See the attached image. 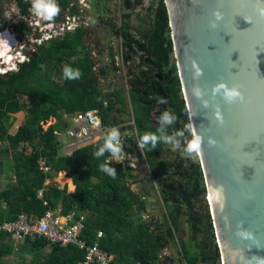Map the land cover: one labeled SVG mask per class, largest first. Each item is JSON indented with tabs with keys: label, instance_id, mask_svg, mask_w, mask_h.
<instances>
[{
	"label": "trees",
	"instance_id": "16d2710c",
	"mask_svg": "<svg viewBox=\"0 0 264 264\" xmlns=\"http://www.w3.org/2000/svg\"><path fill=\"white\" fill-rule=\"evenodd\" d=\"M59 4L61 16L68 9L70 1L60 0ZM143 4L137 0L136 5L142 7L144 15L140 16L141 27H136L126 22L134 15L132 0H126L128 13L121 15L120 30L133 37H136L135 31L146 55L155 63V67L143 69L144 59L138 65L133 57L134 48L124 43V60L126 64L131 63L128 65L129 101L138 128V139L142 142L144 135L157 138L155 147L149 141L143 150L152 178L165 183L163 176L169 172V168L161 156L167 151V144L174 132L178 136L190 135L191 129L173 56L166 5L164 0H152L148 8ZM77 12L74 8L73 13ZM22 27L27 26L23 23ZM88 38L89 34L78 28L60 40L45 43L43 52L21 64L18 71L0 75V155L15 154V162L9 166L15 171L17 179L7 188H3L0 181L1 222L17 220L23 213L43 218L51 206L62 214L81 211L86 215L84 238L93 244L98 232L102 231L104 235L98 238L99 244L115 257L118 264H164L165 256L162 253L169 249V243L176 248L180 245L179 257L187 264H222L210 208L205 198H201L205 182L200 164L197 163V167L189 171L183 182V192H179L178 196L173 193L172 197L177 199L172 202L162 194L168 216L163 215V226L156 230L145 221H136L131 212L134 205L145 203V189L133 190L127 178L138 182L141 181L140 176H134L131 170L122 165L107 166L115 169V178L101 170L100 165L105 164L108 156L118 154L105 149L103 154L97 155L104 148L108 134L97 143L81 148L70 156H63L58 139L66 123L59 122L45 129L43 123L60 118L61 111L75 114L95 109L105 125L117 124L120 118H127L129 114L128 98L122 88H116L111 93L102 90L87 51ZM114 54L111 48V56L114 57ZM157 67L166 76L161 82L154 77ZM64 69L72 73L79 71L80 76L66 79ZM110 70L111 67L107 65L102 75L107 76ZM49 83H53L50 91L47 90ZM24 97L36 101L35 104L30 107ZM24 111L36 118L27 121L16 135H12L7 118L11 114L22 116L21 112ZM36 140L40 146H35ZM24 143L33 145L30 155L18 152ZM43 159L52 168L51 173L41 168ZM4 171L5 165L0 161V175ZM61 172L73 179L76 192L74 184L69 186V190L67 185H47ZM45 201L51 206H47ZM184 216H187L189 223V238L179 240L182 224H185ZM28 241L27 245L17 249L9 234L0 233V264H10L5 258L15 254L26 264H82L85 260V251L76 245L47 248L49 243L43 238L35 237Z\"/></svg>",
	"mask_w": 264,
	"mask_h": 264
},
{
	"label": "water",
	"instance_id": "95a60500",
	"mask_svg": "<svg viewBox=\"0 0 264 264\" xmlns=\"http://www.w3.org/2000/svg\"><path fill=\"white\" fill-rule=\"evenodd\" d=\"M164 3L191 134L202 138L203 193L221 262L264 264V0ZM123 40L134 58L146 54L135 37ZM144 61L155 67L150 56ZM159 69L154 77L161 82L166 76ZM234 88L243 100L226 95ZM148 225L159 229L162 222Z\"/></svg>",
	"mask_w": 264,
	"mask_h": 264
},
{
	"label": "built area",
	"instance_id": "2783aa9c",
	"mask_svg": "<svg viewBox=\"0 0 264 264\" xmlns=\"http://www.w3.org/2000/svg\"><path fill=\"white\" fill-rule=\"evenodd\" d=\"M96 1L97 0H83L82 2V0H76L74 3H78L77 5L79 7L77 13H73L72 6L75 4L71 3L67 12L62 17L61 22L57 21V18L59 17L58 13L57 16L53 17L52 29L43 32L41 37H37L36 39L38 41H42V44H45L51 40H60L67 33H71L78 28H82L85 32H87V34H89L86 47L90 58L93 61V70L97 77L100 76L102 80L105 79L104 77L106 76L102 75V70L107 65L111 67V72L113 71L124 75L126 77V81L124 86L121 88L124 90L125 95L129 99L130 83L128 65L131 63L126 64V61L124 60L125 42L123 40V36L125 34L120 30L121 18L118 20L114 19L115 21L113 24L109 17H105L103 15L94 16L92 5ZM53 5L58 6L60 9L58 0H54ZM97 22L100 24L99 26L98 24L95 25ZM38 26L42 28L40 24ZM96 28L101 31L95 33L94 31ZM45 36H47L48 39L43 40ZM103 36L106 38L112 36L117 40V44L114 45L113 40L108 44L103 43ZM111 48L114 50V57L111 56ZM24 61H27V59H24L23 62ZM16 70H18V66H16ZM7 72L2 71L1 74H5ZM113 128H117L119 130L120 135L116 140H114V144L119 142L121 151L117 155L108 156L105 159V164L107 166L122 165L125 169L131 170V172L136 175L135 172H137L144 165V161L146 159H141L139 157V152L143 153V149L139 147L138 128L132 109L129 110L127 118H120V121L117 124L111 123L110 125H105L103 123L99 111L95 109L80 111L72 114L68 119V123H66V127L61 129L59 132L58 141L60 144L61 155L70 156L73 152L81 148L97 143L105 135L109 134ZM184 135L178 136L175 132L173 133L171 141L167 144V151H165L164 154V156L167 157L165 160L167 165L171 163L173 164L177 156L176 154L180 153L172 152L171 147L174 146L177 150H180L182 147L181 140H186L188 138L184 137ZM19 150L26 155H30L33 152L28 143L22 144ZM193 153H195L197 155L196 157L199 159V154L197 152ZM170 155L172 156L171 159H169ZM198 164H200V160ZM41 168L47 173L52 172V168L44 159L41 161ZM173 171L174 170H169V172L163 176L165 183H161L160 180L152 178L154 183L153 186L155 190H158L161 200L164 203L165 214H163L166 216L168 215L165 208V200L162 197V194L170 183L169 177L172 175L171 173H173ZM136 182L137 181L131 179L128 182V185L130 187L136 186ZM132 189L138 191L140 188L138 190L134 188ZM41 197H43V192L41 193ZM144 200L147 201L146 197H144ZM45 204L47 206H51L48 201H45ZM184 211L185 213L183 215L186 214V209H184ZM139 219L147 223L158 220L147 210L141 212ZM183 219H185V226L187 225L188 230L190 231L187 216H184ZM85 221L86 215L78 214L75 211H71L68 214H62L61 211H56L51 206L43 218H37L28 213H23L17 220L14 221L6 220L1 222L0 220V233L9 234V236L14 240L17 249L21 246L27 245L30 238L39 237L48 241L49 245L47 248H52L55 245L68 246L72 244L76 245L81 250H84L86 256L82 264H118L115 261V257L104 250L99 244L98 238L100 239L104 235L102 231L98 232L97 240H95L93 244H89L87 239L84 238L83 234L86 229ZM151 228L154 229V226ZM179 246L180 245L178 244L177 247L180 248ZM180 260L181 264H187L185 260H182V258H180L179 261Z\"/></svg>",
	"mask_w": 264,
	"mask_h": 264
},
{
	"label": "rangeland",
	"instance_id": "374dc122",
	"mask_svg": "<svg viewBox=\"0 0 264 264\" xmlns=\"http://www.w3.org/2000/svg\"><path fill=\"white\" fill-rule=\"evenodd\" d=\"M69 1L71 4V3H74L76 0H69ZM140 1L144 3V6H150L152 2V0H140ZM35 2H36L35 0H23V1L21 0H0V40L5 39L8 45L9 43L13 44L14 46L13 47L10 46V50L13 48L12 50L16 53L15 57L18 58L17 60L12 61L11 65L8 64L7 66L3 65V62L5 61L4 59L0 60V74L2 73V71L12 72L13 70H16V66H18V70H19L21 67V62L24 59H27V61H30L31 57L37 54H41L43 52L42 47L44 46V44H42L43 42H38L36 38L41 37L43 32L52 29V21L51 20L45 21L44 17L39 14L42 10L32 7V5L35 4ZM45 2L46 3L50 2L51 4H54V0H45ZM136 3H137V0H132V7H133L132 11H134V15L130 19H127L126 22H129L133 26L141 27L142 20L140 19V16H143L144 13L142 12V7L136 5ZM77 4L78 3L72 6V8L74 9L75 7L78 10L79 7ZM31 8H32V11L30 10ZM92 11H94L93 12L94 16L103 15L105 17H109L111 20L113 19L118 20L121 18L122 13H128L127 6H126V0H97L92 5ZM66 12L67 10L61 13V16L59 15V17L57 18V21L61 22L62 17L64 16ZM23 23L27 26L26 28L22 27ZM39 24L42 26V28L38 26ZM49 24H51V27L48 26ZM97 24L98 22L95 25ZM95 25H94V29H95ZM99 25L100 24H98V26ZM98 31H101V30L96 28L94 32L96 33ZM7 32L10 33V36L9 35L7 36L9 39H7L6 36L5 37L2 36V34H7ZM102 40H103V43H106V44H108L109 42H112V40L114 41V45L117 44V40L114 39L112 36H110L109 38H106L105 36H103ZM24 48H25V51H24ZM82 52H83L82 53L83 55L85 50H83ZM74 59H76V57ZM130 71H132V69ZM98 78L100 80V86L105 93L115 92V89L123 87L126 81V77L124 75L118 74L117 72H113V71L112 72L109 71L107 73V76L104 77L105 78L104 80H102L100 76H98ZM51 88H53V83H49L47 85L48 91H50ZM24 100L28 103L30 107L33 106L36 102V101L30 100L28 97H24ZM64 113L65 112L61 111L60 118L58 119L52 118L47 123L44 122L43 124H44L45 129L47 130L50 128L51 125L57 124L59 122L68 123V119L70 118V116ZM24 116L25 117H20L16 114H11L8 116L6 122L11 128L13 125V121H15V125H17L18 123L19 125H23V124H26V122L29 121L30 119L36 118V117L30 116V113L27 111L24 112ZM12 132H15V131L12 130ZM192 139H193V134L191 135L190 133V135L188 136L186 140H181L182 147L180 148V150L182 152L180 150H177L176 147L174 146L171 147V150L174 153L180 152V154L183 155V158H182L183 161L189 158L190 161L199 163V159L198 157H196L197 155L187 150L188 143ZM18 152L22 153L20 152L19 148H18ZM187 152H190V154L186 155ZM8 155L9 157H11L12 159L11 161L13 162V163L12 162L10 163L14 164L15 154L14 155L8 154ZM3 157L4 155H1L0 159ZM161 157H163V155ZM171 157L172 156L170 155L169 159H171ZM135 174L136 175L134 176H140L141 181L139 180L138 182H136V186H131V187L136 190H138L139 188H144L145 189L144 197H146L147 201H145L144 204L141 203V204L134 205L133 209L131 210L134 216V219L138 221L139 215L141 214V212L146 211V210L148 212H151L155 217L157 215L161 216L164 213V203L161 200V196L158 190L157 189L155 190L153 186L154 183H153L152 175L150 174V170H149L147 162L144 163V165L137 172H135ZM66 176H67L66 174L57 176V179H59V186L63 187L65 182L68 184V186H70V181L71 183H73L72 182L73 179L70 178L71 180L69 181V178H67ZM130 180H131L130 178H127L128 182ZM50 182H52V180H50L48 183ZM51 185L52 183L49 186ZM74 190H75V187H74ZM204 195L205 197H207L206 194H202L201 196L202 199L205 198ZM204 200H206V198ZM206 203L209 205L208 201H206ZM60 208H61V205H60ZM184 220L185 219H183V221ZM188 233H190V231L188 230L187 225L185 226V224L184 225L182 224V231L179 234L181 235L182 238L188 239ZM216 242H217V239H216ZM169 245L170 247L168 250L165 251L166 253L163 252L166 255L162 253V256H165L164 264H170L169 258H172L175 260L174 261L175 263L173 264H180L178 261V259H180L178 255L179 248H176L173 243H169ZM30 259L31 258H29L27 262H29ZM5 261L10 264L25 263L24 261H21L20 257H16L15 259H11V258L5 259Z\"/></svg>",
	"mask_w": 264,
	"mask_h": 264
},
{
	"label": "clouds",
	"instance_id": "9594fccd",
	"mask_svg": "<svg viewBox=\"0 0 264 264\" xmlns=\"http://www.w3.org/2000/svg\"><path fill=\"white\" fill-rule=\"evenodd\" d=\"M82 2H83V0H82ZM32 7L42 10L39 14L44 17L45 21H48V20L52 21L53 17L57 16V14L60 11L58 6H54L50 2L46 3L45 0H36L35 4H33ZM30 10L32 11V8ZM259 13L261 16H264V8H260ZM216 15L219 18V13H216ZM48 26L51 27V24H49ZM44 39H48V37L45 36ZM38 42H42V41H38ZM9 50H10V46L8 45L7 41L6 40H0V57H4L6 55V52ZM24 51H25V48H24ZM7 59L10 61L13 59V57L8 56ZM25 62H27V61H24V62L22 61L21 64H24ZM14 71H16V70H13L12 72H14ZM7 73H5V74H7ZM5 74H0V75H5ZM79 76H80L79 71H77L76 73H72L70 70L64 69V77L66 79H76ZM226 95L229 98L240 97L241 100H243L241 93L235 88L227 90ZM217 115L219 116V114H217ZM165 118H167V113H165ZM190 132H191V130H190ZM119 135H120L119 130L117 128H113V130L106 137L104 148H101L100 152L97 153V155L103 154L105 149L111 150V152L113 154L119 153L121 151V146L119 145V142H117L116 144H113V140H116L119 137ZM156 139L157 138L154 135H144L142 138V142H139V147L143 149L144 145L146 143H148L149 141H152V145H153V147H155ZM201 140H202V138L198 134H196L195 131L193 130V139L188 143L187 150L191 151V152L199 153L201 150ZM210 143H212L214 145L215 141L210 140ZM143 153H144L143 159L144 158L146 159L144 150H143ZM144 163H146V160L144 161ZM100 168L102 171L107 172L109 176L115 178V176H116L115 169L108 168L106 164L100 165ZM163 215L164 214H162V216ZM154 229H156V228H154ZM179 263H180V261H179Z\"/></svg>",
	"mask_w": 264,
	"mask_h": 264
},
{
	"label": "flooded vegetation",
	"instance_id": "af4514ba",
	"mask_svg": "<svg viewBox=\"0 0 264 264\" xmlns=\"http://www.w3.org/2000/svg\"><path fill=\"white\" fill-rule=\"evenodd\" d=\"M143 6H144V4H143ZM145 7V6H144ZM147 8L149 7V6H146ZM4 35V34H3ZM137 40H139V37L138 36H136L135 37ZM140 41V40H139ZM140 43H141V41H140ZM142 44V43H141ZM147 55L145 54L144 56H141V57H139V59H140V61H139V59H138V57L137 58H134L135 60H136V62L138 63V65L139 64H141L142 63V58L144 59L145 57H146ZM144 67H143V69H146L149 65H147V64H145V61H144ZM147 70H148V68H147ZM129 108L130 109H132V105H131V103H130V101H129ZM133 110V109H132ZM166 120L168 121L169 120V117H167L166 118ZM187 137H188V135H187ZM185 139V138H184ZM164 154H165V152L163 153V157H161L164 161L167 159V157L166 156H164ZM190 154V152H187L186 153V155H189ZM177 156H176V158H175V160H174V163L172 164H168V168H169V170L170 171H172V170H174L173 171V173H171L172 175L169 177V181H170V183H169V185H173V186H176L177 187V189L175 190V191H173V192H170V191H168L167 189V191L165 190V191H163V194L166 196V199L168 200V199H170L172 202L175 200V199H177V197H172L173 196V193H177V195L176 196H178V193L179 192H183L182 190L184 189V185H183V182H185L186 181V179H187V177H188V175H189V171H192V170H194L196 167H197V163H195L194 161H190V159L189 158H187V159H185V161H183V160H181L182 159V154H176ZM176 163V164H175ZM176 168V169H175ZM181 168V169H180ZM180 169V170H179ZM180 186V187H179ZM162 215L160 216V215H157L155 218H157V219H159V220H161V222H162ZM162 226H163V224H162ZM161 226V227H162ZM160 227V228H161ZM157 230V229H156ZM180 239H182V237H179V240ZM169 242L167 241V244H168ZM181 252V249L179 248L178 249V255H179V253ZM169 260L171 261V260H173V261H175L174 259H172V258H169ZM178 261H179V259H178Z\"/></svg>",
	"mask_w": 264,
	"mask_h": 264
},
{
	"label": "crops",
	"instance_id": "0c3cea01",
	"mask_svg": "<svg viewBox=\"0 0 264 264\" xmlns=\"http://www.w3.org/2000/svg\"><path fill=\"white\" fill-rule=\"evenodd\" d=\"M133 33H135L136 34V32L135 31H133ZM137 35V34H136ZM139 37V36H138ZM140 38V37H139ZM9 45H11V43H9ZM127 102H128V105H129V99L127 100ZM25 112V111H24ZM24 112H21L22 113V116H20V117H25L24 116ZM64 114H67V113H64ZM17 115V114H16ZM69 116H71L72 114H68ZM24 125V124H23ZM23 125H19V123L17 124V125H15V121H13V125H12V127L10 128V132H11V134L12 135H16L17 133H18V131H19V129L23 126ZM12 130H14L15 132H12ZM29 146H30V148L33 150V145H31L30 143H29ZM35 146H40V142L39 141H35ZM2 155H4V157L3 158H1L0 159V161H2L3 163H4V165H5V171H4V173L3 174H1L0 175V181L2 182V186H3V188H7L8 186H9V184L12 182V181H16L17 179H16V173H15V171L13 170V168H10V166H9V163L10 162H12L11 160V157H9V155H7V154H2ZM1 156V155H0ZM4 160V161H3ZM66 173L65 172H61V174H59V175H65ZM58 175V176H59ZM67 175V174H66ZM62 177V176H61ZM67 178H69V181L71 180L70 179V177L67 175L66 176ZM52 180V182H50V183H47V185L49 186L51 183H52V185H54V184H56V185H59V179H57V176H56V178L55 179H51ZM61 181V180H60ZM49 182V181H48ZM72 182H73V180H72ZM72 184H74V182L73 183H71V181H70V185H72ZM64 185H67V187H68V190H69V186H68V184L65 182L64 183ZM63 185V186H64ZM74 187H75V192H76V186H75V184H74ZM76 213H78V214H83V215H85V213H83V212H78V211H75ZM16 257H18L17 256V254H15V255H10V256H8V257H6L5 259H9V258H11V259H15ZM21 261H23L22 259H21ZM173 263H175L173 260L172 261H170V264H173Z\"/></svg>",
	"mask_w": 264,
	"mask_h": 264
},
{
	"label": "bare ground",
	"instance_id": "6f19581e",
	"mask_svg": "<svg viewBox=\"0 0 264 264\" xmlns=\"http://www.w3.org/2000/svg\"><path fill=\"white\" fill-rule=\"evenodd\" d=\"M35 1H36V0H35ZM8 35L10 36V33L4 34V35H2V36H3V37H5V36L7 37ZM7 39H9V38L7 37ZM4 40H5V39H4ZM11 42H12V41H11ZM9 46L12 47V46H14V45L12 44V45H9ZM12 49H13V48H12ZM12 49L9 50V51H7V52H6V55H5L4 57H0V60H3V59L5 60V61L3 62V65H4V66H7L8 64L11 65V62H12V61L18 59L17 57H15L16 53H15ZM8 56L13 57V59L9 61V60L7 59ZM209 200L213 203V199H212V195H211V194H210V196H209Z\"/></svg>",
	"mask_w": 264,
	"mask_h": 264
}]
</instances>
